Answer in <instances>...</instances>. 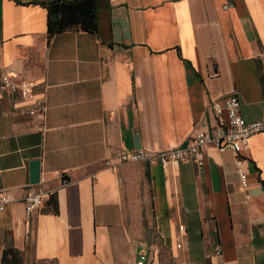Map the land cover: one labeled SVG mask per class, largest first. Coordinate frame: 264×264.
<instances>
[{"label": "crops", "instance_id": "0c3cea01", "mask_svg": "<svg viewBox=\"0 0 264 264\" xmlns=\"http://www.w3.org/2000/svg\"><path fill=\"white\" fill-rule=\"evenodd\" d=\"M49 1L0 0V191L15 198L0 211V264L6 247L23 264H135L141 250L145 264L159 250L175 264H264V131L243 152L246 187L236 155L213 146L202 168L116 163L135 134L148 151L186 146L216 124L210 101L234 92L246 121L264 115V0H97L96 32L51 37ZM4 73L33 81L31 97L12 98ZM44 92L42 134L28 110ZM30 188L56 192L58 213L27 215Z\"/></svg>", "mask_w": 264, "mask_h": 264}, {"label": "built area", "instance_id": "2783aa9c", "mask_svg": "<svg viewBox=\"0 0 264 264\" xmlns=\"http://www.w3.org/2000/svg\"><path fill=\"white\" fill-rule=\"evenodd\" d=\"M2 85L12 98L29 99L33 93L35 83L28 79H15L9 74L1 76ZM210 108L217 117V122L210 130H197L192 141L186 146L170 147L158 151H148L142 148L124 149L117 156L116 163H134L138 161L158 162L162 168L170 164H177L184 160L194 161L199 168L204 165L201 153L206 147L213 146L219 151H231L236 155V170L238 178L243 187H246L248 175L243 166L245 158L243 152L249 149V138L251 135L264 131V115L258 119L246 121L240 113V99L237 93H232L222 101H210ZM36 120V130L44 134L46 131L47 103L45 92L42 97L33 99L28 110ZM108 159L104 160L107 166H114ZM68 180L63 178L62 183ZM53 191L43 192L38 189H28L21 200L25 213L31 214L43 205L45 197ZM15 201V198L7 191H0V211ZM180 247V243H177ZM221 248L215 245L214 253L219 254ZM146 251H139L135 264H145Z\"/></svg>", "mask_w": 264, "mask_h": 264}, {"label": "trees", "instance_id": "16d2710c", "mask_svg": "<svg viewBox=\"0 0 264 264\" xmlns=\"http://www.w3.org/2000/svg\"><path fill=\"white\" fill-rule=\"evenodd\" d=\"M44 4L47 8L49 37L71 28H81L89 32L97 31V0H52ZM43 205H45L44 211L57 214L56 192H52ZM1 264H23L22 252L14 247L4 248Z\"/></svg>", "mask_w": 264, "mask_h": 264}, {"label": "rangeland", "instance_id": "374dc122", "mask_svg": "<svg viewBox=\"0 0 264 264\" xmlns=\"http://www.w3.org/2000/svg\"><path fill=\"white\" fill-rule=\"evenodd\" d=\"M135 175L133 177V179L129 182V184L131 185V191L133 193V195L137 196L138 198L144 199V197H146V194L148 192L147 190V186L145 181L143 180L142 176L136 173V171L133 172ZM149 234V233H148ZM150 234L149 238L152 240H154L155 242H157L158 244H160V239L159 237H157L156 234ZM159 264H175L174 259L175 257L170 255L167 257L168 259H166L163 255V252L161 250H159ZM34 264H58L57 262L53 261V260H45V261H38L35 262Z\"/></svg>", "mask_w": 264, "mask_h": 264}, {"label": "water", "instance_id": "95a60500", "mask_svg": "<svg viewBox=\"0 0 264 264\" xmlns=\"http://www.w3.org/2000/svg\"><path fill=\"white\" fill-rule=\"evenodd\" d=\"M134 147L136 149L140 148V141L137 134L133 136ZM29 169H30V183L37 184L39 182V174H40V160L33 159L29 162Z\"/></svg>", "mask_w": 264, "mask_h": 264}]
</instances>
